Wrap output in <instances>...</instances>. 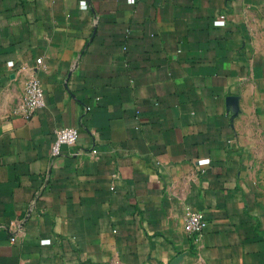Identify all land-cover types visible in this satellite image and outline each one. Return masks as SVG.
<instances>
[{
	"label": "crops",
	"instance_id": "1",
	"mask_svg": "<svg viewBox=\"0 0 264 264\" xmlns=\"http://www.w3.org/2000/svg\"><path fill=\"white\" fill-rule=\"evenodd\" d=\"M81 1L0 0V264H264V0Z\"/></svg>",
	"mask_w": 264,
	"mask_h": 264
},
{
	"label": "built area",
	"instance_id": "2",
	"mask_svg": "<svg viewBox=\"0 0 264 264\" xmlns=\"http://www.w3.org/2000/svg\"><path fill=\"white\" fill-rule=\"evenodd\" d=\"M135 2L136 0H130ZM81 8H87L88 4L85 0L80 2ZM217 24H223L224 20L220 19L216 21ZM37 63H41V59L37 60ZM14 62H9V66H14ZM25 99L29 108V113L31 110L36 108H42L45 106V94L42 88L41 82L38 78H33L28 81L25 89ZM91 107H87L89 111ZM80 135V130L77 127H59L54 130L55 140L52 144V156L56 157L61 153V147L63 145L73 146L76 144ZM208 222L202 211L190 210L186 212L184 221V230L189 235H200L207 228ZM16 237L12 238L15 241Z\"/></svg>",
	"mask_w": 264,
	"mask_h": 264
},
{
	"label": "rangeland",
	"instance_id": "3",
	"mask_svg": "<svg viewBox=\"0 0 264 264\" xmlns=\"http://www.w3.org/2000/svg\"><path fill=\"white\" fill-rule=\"evenodd\" d=\"M258 155L254 158V162L256 163V180H257V187L258 193L264 199V141L258 142L257 146ZM191 261H187L186 263L183 261H177L173 264H205L204 261L200 258L199 255L194 254L191 257Z\"/></svg>",
	"mask_w": 264,
	"mask_h": 264
}]
</instances>
